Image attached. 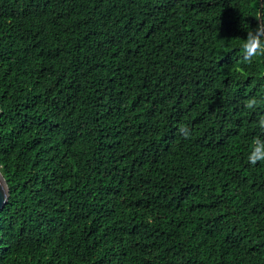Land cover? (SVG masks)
Returning a JSON list of instances; mask_svg holds the SVG:
<instances>
[{
	"label": "trees",
	"instance_id": "trees-1",
	"mask_svg": "<svg viewBox=\"0 0 264 264\" xmlns=\"http://www.w3.org/2000/svg\"><path fill=\"white\" fill-rule=\"evenodd\" d=\"M259 2L0 0V264H264Z\"/></svg>",
	"mask_w": 264,
	"mask_h": 264
},
{
	"label": "clouds",
	"instance_id": "clouds-1",
	"mask_svg": "<svg viewBox=\"0 0 264 264\" xmlns=\"http://www.w3.org/2000/svg\"><path fill=\"white\" fill-rule=\"evenodd\" d=\"M255 18L258 21L255 29L247 31V36L240 45L243 50L241 59L244 63H252L257 57L264 56V13L257 14ZM258 104L259 101L255 97H251L247 100L245 107L254 110ZM256 126L264 131V115L258 117ZM180 132L185 138L190 137V129L187 127H181ZM247 161L250 165L264 162V136L253 137ZM7 188V176L3 167L0 166V192L6 191Z\"/></svg>",
	"mask_w": 264,
	"mask_h": 264
},
{
	"label": "water",
	"instance_id": "water-1",
	"mask_svg": "<svg viewBox=\"0 0 264 264\" xmlns=\"http://www.w3.org/2000/svg\"><path fill=\"white\" fill-rule=\"evenodd\" d=\"M262 5H263V0H260L258 14L262 13ZM8 195H9L8 188L6 191L0 192V210L3 207L4 203L7 201Z\"/></svg>",
	"mask_w": 264,
	"mask_h": 264
}]
</instances>
